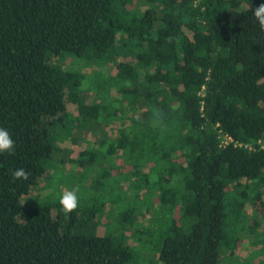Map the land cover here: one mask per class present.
Instances as JSON below:
<instances>
[{"label":"trees","instance_id":"obj_1","mask_svg":"<svg viewBox=\"0 0 264 264\" xmlns=\"http://www.w3.org/2000/svg\"><path fill=\"white\" fill-rule=\"evenodd\" d=\"M262 4L0 0V127L15 141L0 153V264L134 260L123 238L95 232L94 206L76 208L65 223L55 202H22L46 187V162L61 151L56 129L100 132L111 121L120 137L101 138L105 153L86 149L76 161L91 171L119 152L123 172H111L143 204L119 212L122 228L140 239L166 217L161 264H264V28L253 15ZM77 66L101 70L86 75ZM17 168L26 181L13 180ZM144 207L154 211L145 231ZM254 235L251 259L228 261Z\"/></svg>","mask_w":264,"mask_h":264},{"label":"rangeland","instance_id":"obj_2","mask_svg":"<svg viewBox=\"0 0 264 264\" xmlns=\"http://www.w3.org/2000/svg\"><path fill=\"white\" fill-rule=\"evenodd\" d=\"M75 70H80L82 73L85 72L86 75H91L94 71L99 72L101 69L99 67L84 68L83 71L81 67H74ZM107 73L113 75L116 73V68L113 64H109L107 67ZM106 76L105 74H103ZM91 83H93L91 81ZM85 89V87H84ZM94 96V93L92 95ZM118 96V95H117ZM72 114L77 113V106H68ZM128 124V121H125ZM122 128L120 125L117 126L113 121L100 125V132H92L86 129L73 128L72 132L67 130L61 131L56 129L53 134L56 133V145L61 148V151L57 154L56 158L47 163V177L49 179L43 178L40 182L43 183L42 188L40 185L35 187L29 196H26L22 202L25 207H32L40 204H46L48 202H55L56 205H60L58 202L57 194L71 190L78 186V196H79V205L77 210H84L94 206L98 209L97 216L95 218L96 225L94 227L95 232L98 235L111 234L117 238H123L127 245L131 247L134 253V260L130 264H161L158 261V247L160 245V226L159 218L163 222L167 223L163 215H159L157 218L158 223H155L151 226L148 234L143 235V238H135L131 236V233L134 231V228L129 226L128 228H122L119 224V212L126 210L127 208H134L140 210L142 203H137L136 200L132 198L134 192L128 187V183L123 181V177L118 174L112 173L111 170L116 169L120 170L121 162H124L121 157H119V152L115 154L112 159L102 164L101 161H96L94 167H90L91 171H83L82 166L77 163L76 159L80 153L86 149L89 151H99L101 154L107 151L108 145L101 146L99 140L101 138H119ZM124 128V125H123ZM60 132V133H57ZM68 136V137H67ZM59 163H58V162ZM53 168V169H52ZM107 170L109 173L106 176H103V173ZM144 172H148V168L143 169ZM120 172H123L120 170ZM117 173H119L117 171ZM98 174H101L100 177ZM155 174L153 177L157 178ZM47 182L45 183V181ZM95 180V184L91 187L92 181ZM127 190V193L124 194L123 191ZM142 193H146V189L139 194V200L142 199ZM128 199V201H127ZM152 198L148 199L147 204L152 205ZM64 215L65 223H69L70 213L64 211L62 206L55 208ZM53 209V210H55ZM143 215L139 218L141 224H145L146 227H142L141 230H146L151 222H153L154 211H147L146 207L143 208ZM146 210V211H145ZM249 215H251V208H247ZM82 212V211H80ZM55 214V211H54ZM139 215V216H141ZM81 217V216H80ZM78 218L79 221H83L81 218ZM98 222V223H97ZM153 224V223H152ZM264 229V226L261 228ZM124 234V235H123ZM254 239L257 241L259 237L254 235L248 239H243L245 246H240L234 253L233 256H229L228 261L232 262H241L243 259H251L252 249L257 248L259 245L248 242Z\"/></svg>","mask_w":264,"mask_h":264},{"label":"clouds","instance_id":"obj_3","mask_svg":"<svg viewBox=\"0 0 264 264\" xmlns=\"http://www.w3.org/2000/svg\"><path fill=\"white\" fill-rule=\"evenodd\" d=\"M253 15L261 28H264V4L253 11ZM15 141L8 129L0 127V153H11L14 150ZM13 180H27L29 173L24 168L11 171ZM78 186L68 191L57 194L58 202L65 212L72 213L79 205Z\"/></svg>","mask_w":264,"mask_h":264}]
</instances>
